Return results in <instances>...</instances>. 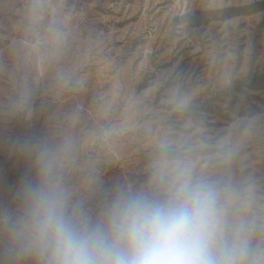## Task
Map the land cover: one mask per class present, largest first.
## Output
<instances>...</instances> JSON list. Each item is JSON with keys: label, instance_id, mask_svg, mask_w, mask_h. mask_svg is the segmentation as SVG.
Listing matches in <instances>:
<instances>
[{"label": "rangeland", "instance_id": "obj_1", "mask_svg": "<svg viewBox=\"0 0 264 264\" xmlns=\"http://www.w3.org/2000/svg\"><path fill=\"white\" fill-rule=\"evenodd\" d=\"M44 147L93 210L190 166L264 247V0H0V208Z\"/></svg>", "mask_w": 264, "mask_h": 264}, {"label": "clouds", "instance_id": "obj_2", "mask_svg": "<svg viewBox=\"0 0 264 264\" xmlns=\"http://www.w3.org/2000/svg\"><path fill=\"white\" fill-rule=\"evenodd\" d=\"M66 154L38 150L15 208H0L12 264H264L253 228L192 167L177 165L149 190L120 187L93 210L68 180Z\"/></svg>", "mask_w": 264, "mask_h": 264}]
</instances>
